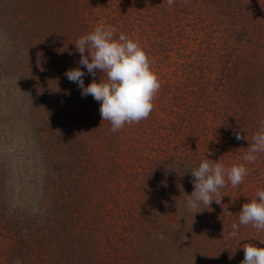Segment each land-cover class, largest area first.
I'll return each mask as SVG.
<instances>
[{
    "label": "trees",
    "instance_id": "obj_1",
    "mask_svg": "<svg viewBox=\"0 0 264 264\" xmlns=\"http://www.w3.org/2000/svg\"><path fill=\"white\" fill-rule=\"evenodd\" d=\"M1 2L0 36L24 50L6 51L5 63L24 54L31 91L48 86L46 75L77 98L64 107L36 100L17 125L6 119L8 140L24 128L31 146L16 150V168L0 151V264H242L244 247H264V230L251 224L230 236L241 203L229 207L236 197L225 187L220 203L187 206L191 170L205 156L221 163L225 151L226 168L245 163L264 126V0H99L97 8L114 9L98 15L79 0ZM98 25L137 41L161 85L149 117L117 132L65 75L82 67L74 43ZM84 70L85 86L106 79ZM53 110L76 116L72 133L61 122L58 136L47 130L57 124ZM98 136L102 150L92 146ZM247 167L244 179L264 189V153Z\"/></svg>",
    "mask_w": 264,
    "mask_h": 264
},
{
    "label": "clouds",
    "instance_id": "obj_2",
    "mask_svg": "<svg viewBox=\"0 0 264 264\" xmlns=\"http://www.w3.org/2000/svg\"><path fill=\"white\" fill-rule=\"evenodd\" d=\"M174 2L168 0L169 7ZM74 44L81 54L79 63L82 67L69 69L65 75L78 85L82 96L90 95L100 102L102 121H110L111 131L117 132L125 124L138 123L149 117L161 85L151 69L148 54L137 41L124 33L117 36L114 29L98 25ZM84 69L91 76L101 71L106 74V79L93 80L85 86ZM235 137L237 140L245 138L239 131ZM259 153H264V126L253 136L249 150L243 156L245 163L225 169L222 163H213L205 156L198 167L191 170L194 190L188 195L187 206L195 209L201 203H220L222 197L217 198L219 190L227 183L240 185L249 172L247 163H254ZM249 224L264 230V189L258 190L257 197L242 206L239 223L232 225L230 236L235 238L239 227ZM244 252L242 264H264V247L250 244L244 247Z\"/></svg>",
    "mask_w": 264,
    "mask_h": 264
},
{
    "label": "rangeland",
    "instance_id": "obj_3",
    "mask_svg": "<svg viewBox=\"0 0 264 264\" xmlns=\"http://www.w3.org/2000/svg\"><path fill=\"white\" fill-rule=\"evenodd\" d=\"M98 1L99 0H79V2H90L91 4V10L93 13H98L101 12L103 14H106L108 12H110L111 9H114L113 7L109 8L108 11L106 12V9L104 7L102 8H97L98 5ZM24 1H20V3H23ZM118 2V1H116ZM4 5V2H1L0 0V8H2V6ZM102 9V11H100ZM96 13V14H97ZM98 15V14H97ZM115 14H112L111 16H113ZM20 16L24 19L26 16L24 15V13L20 12ZM103 19H98V23H106V24H111V22L109 21V18H105L102 17ZM27 23H25L26 25ZM9 30L5 33L8 34ZM22 43V42H21ZM19 42V44H21ZM19 49L22 50L20 48V45L16 44L14 42V40H12L9 35H2L0 36V151H4L5 153H7L8 155L5 156L4 161L7 160L8 164L10 167H15V165L18 164V158L15 155L16 150L17 149H24L27 150L29 148L28 143H26V136H24V128H22V130H18L21 131V133L19 134V132L17 131L16 135H12L13 138L11 140H8V138H10V136L8 135L9 130L11 128L10 123L6 122L7 118H11L12 120L15 119L16 121L13 120L14 126L15 124L17 125L16 122H18L20 119V117H23L28 108L33 104H35L36 100H55L56 102H59L62 107H64L65 102H68V100H75V94L74 92L68 93L66 92V90H64V94L62 92V90H56L55 85L53 84L54 79L52 77H48L45 75V77L48 78V82L45 81V83H48V86H44V90L41 91L40 87L37 88L36 92L37 93L39 91V94H43L44 91H48V95L47 97L42 96L41 99H39L37 97V94H35L33 91H31L29 85L27 84L28 79H30V76L27 73V66L25 65V61L23 59L24 54H22L20 57L18 54L13 55L14 58V62L12 65H8L7 63H5V58H6V51H9L10 49ZM50 48V47H49ZM24 51V50H22ZM10 52H13L10 50ZM16 62V64H15ZM88 77V76H87ZM91 78V77H90ZM45 80V79H44ZM94 80V79H93ZM98 81V80H97ZM85 83V81H84ZM27 89V91L25 92V90ZM58 96L61 97V99H58ZM92 97V96H91ZM48 98V99H47ZM77 98V97H76ZM81 100H83L81 98ZM93 100H95L93 98ZM97 106L100 108V105L97 104ZM73 112V111H71ZM52 113V112H51ZM55 119L57 124L54 126L52 124H48V128L47 130H52L54 131L56 134L58 133V130H60V126H59V122L62 123H66L67 125L65 127H63V132L70 134L74 131L73 127L71 125V123H75L76 121V116L70 114L69 116H67L66 118L68 119H63V117H61L60 112H56L53 110V113L51 114ZM82 116H84V113L82 114ZM71 122H68V121ZM23 121V120H22ZM60 124V125H61ZM22 125V123H21ZM26 129V127H25ZM46 129V126H45ZM44 129V131L41 132V135L44 137L45 135H49L46 134V130ZM27 132V130H25ZM104 132V131H103ZM58 136V134H57ZM98 142H96L94 145H92L94 147V150L99 149L102 150L103 146L101 144L104 143L103 139L98 136L97 137ZM219 140V144L216 142L213 143L211 145V150L214 149H218L221 146V141ZM91 144L94 142V139L91 138L90 139ZM59 143H63L62 140L59 141ZM31 146V145H30ZM90 147V146H89ZM88 149V148H87ZM215 152V151H214ZM228 152L229 151H225V152H219L218 153V158L220 160V162L224 165V161H222L223 157H226L228 159ZM213 157L214 159H217V153H213ZM236 160V159H234ZM235 165V164H234ZM227 165H224L225 169H228L229 167L226 168ZM233 166V165H232ZM16 168V167H15ZM13 170V173L16 172V170ZM260 181V180H258ZM250 182V181H249ZM247 182V179H244L243 182L238 185V186H229L226 187L225 186V192L230 193L233 196V198L236 197V199H233L231 202H228L229 207L230 204H240L241 203V210H242V206L247 203L250 202L251 199H255L257 197V192L262 188V185H260L259 183H256V181H252L251 183ZM241 189H243L245 195H241V189L239 188V186H241ZM241 197V198H240Z\"/></svg>",
    "mask_w": 264,
    "mask_h": 264
}]
</instances>
